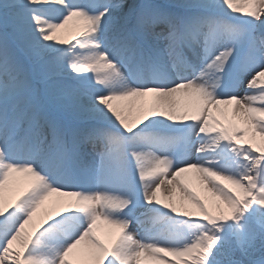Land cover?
Masks as SVG:
<instances>
[{
	"label": "snow or ice",
	"instance_id": "1",
	"mask_svg": "<svg viewBox=\"0 0 264 264\" xmlns=\"http://www.w3.org/2000/svg\"><path fill=\"white\" fill-rule=\"evenodd\" d=\"M73 18L79 38L57 39ZM149 96L135 128L113 103ZM17 173L28 186L6 202ZM53 194L70 199L41 212ZM101 220L121 230L110 248ZM88 259L264 264V0L0 2V264Z\"/></svg>",
	"mask_w": 264,
	"mask_h": 264
},
{
	"label": "bare ground",
	"instance_id": "2",
	"mask_svg": "<svg viewBox=\"0 0 264 264\" xmlns=\"http://www.w3.org/2000/svg\"><path fill=\"white\" fill-rule=\"evenodd\" d=\"M0 2H2V0H0ZM75 2H78L77 0H75ZM94 2V0H93ZM116 3H123L124 5H135V4H139L142 3L143 0H115ZM237 6H239L241 8V13L244 12H248L251 11L253 9V5L251 4H238ZM56 7H62V5H57ZM124 11H128V8L125 7ZM50 16L54 17V18H59L61 17V13L58 12H51L49 13ZM235 15V14H234ZM48 18V17H45ZM53 22H57L56 19L53 20ZM82 26V22L79 21L76 18H73L72 21H69V23L67 25H65L63 28L59 29L56 32V37L57 39H62L65 41H71L72 43H75L76 39L79 38V30ZM255 35L257 37L260 36V32L257 31L255 33ZM84 55H87V52H84ZM85 75H89V73H85ZM91 75L93 76V79H95V73H91ZM152 100V97L149 96L147 98H130L129 100H125V101H113L114 104L119 105V106H128L131 108V112L130 113H126L129 115V122L130 124L135 128L136 124L139 123V116L140 114L136 111L137 107L142 104V103H148L149 101ZM257 142H258V146H259V137L257 138ZM243 143V142H241ZM91 146V145H89ZM247 146V145H245ZM92 148V146H91ZM98 162V160H97ZM186 175H190L192 177V181L189 184V186L192 188L193 191H195L202 200L208 201L210 199H216L221 207L227 212L228 208L227 205H224L222 201H219L218 197H212V194L205 191L203 182H201L200 180L196 179L197 174L195 173H191V174H186ZM222 183L226 184L228 188H231L233 190L234 193H236L239 196H243V194L231 183L227 182V181H222ZM28 186V181L24 178L23 174H14L12 180L10 181L9 185H6L5 187V197H6V202H12L16 199V197ZM169 186H165V189H163V191H161V193H158L159 196H161V199H165V197L171 196V199H165L166 203H175L178 207H180L181 211H190L193 212L197 217L201 216L202 214L199 213L198 209L195 208L194 205H192L187 199H184L183 202L181 203V197H182V193L180 192V190L178 188H175L174 190L169 191ZM160 198V197H159ZM70 198L65 197V196H60L58 194H53L51 197H49V200L45 202V204L42 206L41 208V212L45 209L48 208L51 211L50 205L52 201L55 200H60L63 202H68ZM210 210H212L214 212V214H218L217 210L215 208H211L210 206ZM145 212V209L143 207H140L136 210V216L138 217H142V214ZM143 218V217H142ZM159 225V224H157ZM156 225V226H157ZM151 226V225H148ZM120 229L116 228L113 225L107 224L104 221H99L97 223V227L95 229V236L99 238V240L101 242H103V244L106 246L107 242H109L110 240H112L115 236V234L120 233ZM140 231V227L138 224H134L131 226V233L133 236H137V232ZM112 235V237H111ZM137 238H139L137 236ZM79 251L77 250L76 252V258H79ZM169 259L174 260V257H169ZM188 259V258H186ZM87 264H93V262L91 261V259H88Z\"/></svg>",
	"mask_w": 264,
	"mask_h": 264
},
{
	"label": "rangeland",
	"instance_id": "3",
	"mask_svg": "<svg viewBox=\"0 0 264 264\" xmlns=\"http://www.w3.org/2000/svg\"><path fill=\"white\" fill-rule=\"evenodd\" d=\"M222 120H223V118H221ZM165 189V188H164ZM162 191H163V189H162ZM160 197V199H161V196H159V194H158V198ZM119 234L120 233H117V234H115L114 236V238L112 239V240H110L109 242H107V245H106V247H111L113 244H114V242L116 241V239H117V237L119 236ZM111 237H112V235H111Z\"/></svg>",
	"mask_w": 264,
	"mask_h": 264
}]
</instances>
